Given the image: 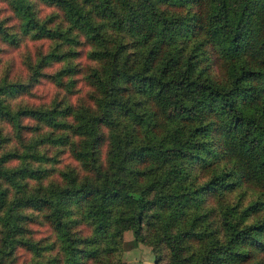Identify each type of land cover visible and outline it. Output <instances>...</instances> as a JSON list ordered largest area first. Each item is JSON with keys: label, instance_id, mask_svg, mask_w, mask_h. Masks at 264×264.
<instances>
[{"label": "trees", "instance_id": "trees-1", "mask_svg": "<svg viewBox=\"0 0 264 264\" xmlns=\"http://www.w3.org/2000/svg\"><path fill=\"white\" fill-rule=\"evenodd\" d=\"M261 207L264 0H0V264H123L127 229L153 264H263Z\"/></svg>", "mask_w": 264, "mask_h": 264}, {"label": "rangeland", "instance_id": "rangeland-1", "mask_svg": "<svg viewBox=\"0 0 264 264\" xmlns=\"http://www.w3.org/2000/svg\"><path fill=\"white\" fill-rule=\"evenodd\" d=\"M87 91L88 86L84 85L80 88L79 94L76 96V102H83L82 100L87 99ZM65 164L74 165L76 162L70 157L69 153L64 150L61 153V163L60 166H64ZM259 194L258 187L251 182H243L234 180L233 187L226 194L225 200L233 203H248L256 198ZM261 211L258 214H251L252 216H256L260 218L264 216V207L260 208ZM259 209V210H260ZM35 223H31V227L33 229L34 238H49L48 240H52L54 238V234L51 228L45 223L41 216L39 215L36 218ZM79 232L81 234H88L90 232V226L87 222H82L80 225H76ZM122 253L121 260L123 264H153V260L155 258L154 253L152 252L151 245L137 242L134 239L133 233L131 229H127L123 232V241H122ZM262 263L264 264V253H260Z\"/></svg>", "mask_w": 264, "mask_h": 264}]
</instances>
